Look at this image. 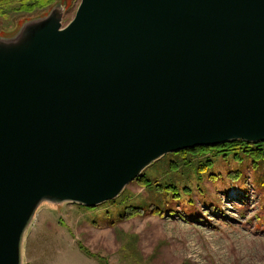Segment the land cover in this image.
Masks as SVG:
<instances>
[{
    "label": "water",
    "instance_id": "95a60500",
    "mask_svg": "<svg viewBox=\"0 0 264 264\" xmlns=\"http://www.w3.org/2000/svg\"><path fill=\"white\" fill-rule=\"evenodd\" d=\"M0 38V264L44 203L96 208L164 156L264 143V0H81Z\"/></svg>",
    "mask_w": 264,
    "mask_h": 264
},
{
    "label": "rangeland",
    "instance_id": "374dc122",
    "mask_svg": "<svg viewBox=\"0 0 264 264\" xmlns=\"http://www.w3.org/2000/svg\"><path fill=\"white\" fill-rule=\"evenodd\" d=\"M80 2L59 0L33 13H7L0 17V38L16 36L24 24L48 16L58 4L65 10L66 26ZM170 155L143 175L161 183L173 179L179 197L159 196L137 180L116 200L94 209L44 203L26 233L23 264H103L101 259L106 264H264V163L255 168L249 158L239 164L231 157H214L211 171L198 174L180 166L181 173L174 174L170 160L180 159ZM150 204L175 213L144 211L120 218L130 206L148 210Z\"/></svg>",
    "mask_w": 264,
    "mask_h": 264
},
{
    "label": "trees",
    "instance_id": "16d2710c",
    "mask_svg": "<svg viewBox=\"0 0 264 264\" xmlns=\"http://www.w3.org/2000/svg\"><path fill=\"white\" fill-rule=\"evenodd\" d=\"M59 0H0V17H7V13H33L36 10H42L51 8L55 5ZM170 156L178 157L181 162L179 165V161L170 160L169 169L171 173L180 174V166L183 169L187 170H195L198 174H201L202 171H211L214 168L215 158H222V160H228L231 157L235 162L241 164L245 159H251L253 167L257 168L261 163H264V143H247L244 141H232L227 142L225 144H221L217 147H197L192 150H184L179 153L171 154ZM206 157L203 160L195 161L196 158ZM236 179L239 180L241 178L240 175L234 174ZM145 184L146 187L153 189L156 194L160 195H168L171 194L175 198L180 195V187L175 183L173 179H170L167 182H159L158 180H151L144 175H141L139 179H137ZM136 180V181H137ZM185 192L188 195H191L189 192L190 188L185 187ZM113 202V201H110ZM84 207V206H81ZM87 208V207H84ZM148 210H146L143 206H130L126 208L123 214L120 215L121 219H129L133 216H137L144 211H148L153 215H161L168 214V216L174 215V210H163L159 208L157 204H150L148 206ZM94 209V208H88ZM185 219V216H181ZM200 222L199 220H197ZM85 253L89 255H93L87 248L82 245L79 246ZM95 255V254H94ZM104 259H101L103 264H106ZM108 264V263H107Z\"/></svg>",
    "mask_w": 264,
    "mask_h": 264
},
{
    "label": "bare ground",
    "instance_id": "6f19581e",
    "mask_svg": "<svg viewBox=\"0 0 264 264\" xmlns=\"http://www.w3.org/2000/svg\"><path fill=\"white\" fill-rule=\"evenodd\" d=\"M172 154H175V153H172ZM168 155H169V154H168ZM166 156H167V155H166ZM164 157H165V156H164ZM160 160H161V159H160ZM155 163H156V162H155ZM155 163H154V164H155ZM154 164H153V165H154ZM151 166H152V165H151ZM151 166H150V167H151ZM148 168H149V167H148ZM148 168H147V169H148ZM135 181H136V180H135Z\"/></svg>",
    "mask_w": 264,
    "mask_h": 264
}]
</instances>
